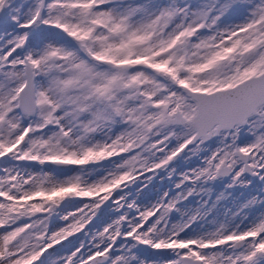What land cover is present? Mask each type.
Returning a JSON list of instances; mask_svg holds the SVG:
<instances>
[{
	"label": "snow or ice",
	"instance_id": "6c2138e0",
	"mask_svg": "<svg viewBox=\"0 0 264 264\" xmlns=\"http://www.w3.org/2000/svg\"><path fill=\"white\" fill-rule=\"evenodd\" d=\"M0 264H264V0H0Z\"/></svg>",
	"mask_w": 264,
	"mask_h": 264
}]
</instances>
